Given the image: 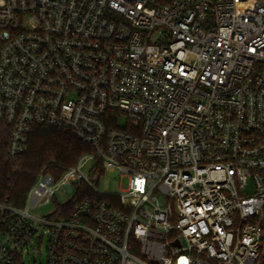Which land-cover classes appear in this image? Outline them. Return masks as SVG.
I'll return each instance as SVG.
<instances>
[{
	"label": "built area",
	"instance_id": "built-area-1",
	"mask_svg": "<svg viewBox=\"0 0 264 264\" xmlns=\"http://www.w3.org/2000/svg\"><path fill=\"white\" fill-rule=\"evenodd\" d=\"M0 121L93 150L0 203V264H264V0H0Z\"/></svg>",
	"mask_w": 264,
	"mask_h": 264
},
{
	"label": "trees",
	"instance_id": "trees-1",
	"mask_svg": "<svg viewBox=\"0 0 264 264\" xmlns=\"http://www.w3.org/2000/svg\"><path fill=\"white\" fill-rule=\"evenodd\" d=\"M9 131V126L0 121V203L4 205L23 208L41 171L57 177L82 156L93 153L90 146L70 131L44 126L33 129L26 152L10 157L7 154ZM91 195L88 189H83L59 216L68 217L79 202Z\"/></svg>",
	"mask_w": 264,
	"mask_h": 264
},
{
	"label": "rangeland",
	"instance_id": "rangeland-1",
	"mask_svg": "<svg viewBox=\"0 0 264 264\" xmlns=\"http://www.w3.org/2000/svg\"><path fill=\"white\" fill-rule=\"evenodd\" d=\"M124 122V121H122ZM94 160H90L88 165L84 168L86 173H89L90 168L94 164ZM94 185L98 193L102 195L106 194H122L128 188V178L121 177L117 173H109L102 176L98 181L94 182ZM72 188H77V185H72ZM56 201L60 204H66L71 200V196H68L63 189H59L55 197ZM55 202L49 203L42 207H36L32 210L33 214L40 218L52 219V213L55 211ZM46 241L43 242L41 247H36L30 253L25 255V264H46Z\"/></svg>",
	"mask_w": 264,
	"mask_h": 264
}]
</instances>
